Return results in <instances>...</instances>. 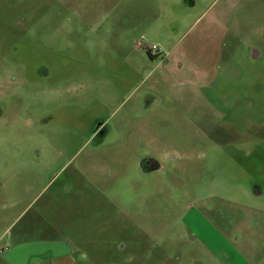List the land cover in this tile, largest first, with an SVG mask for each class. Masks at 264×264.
<instances>
[{
  "label": "rangeland",
  "instance_id": "1",
  "mask_svg": "<svg viewBox=\"0 0 264 264\" xmlns=\"http://www.w3.org/2000/svg\"><path fill=\"white\" fill-rule=\"evenodd\" d=\"M263 130L264 0H0V264H264Z\"/></svg>",
  "mask_w": 264,
  "mask_h": 264
},
{
  "label": "crops",
  "instance_id": "2",
  "mask_svg": "<svg viewBox=\"0 0 264 264\" xmlns=\"http://www.w3.org/2000/svg\"><path fill=\"white\" fill-rule=\"evenodd\" d=\"M173 54V52H171L170 54L166 55L164 58H163V61H165V63L168 65L170 63V57L171 55ZM178 55H181V54H178ZM257 130V129H256ZM212 134V133H211ZM261 135L264 136V130L260 132ZM236 136L235 133H233L232 131H228V130H225V129H222V130H218V131H215L213 133V137L217 140V142L219 141V139L221 140H226V141H233V137ZM221 140V141H222ZM220 141V143H221ZM264 186V184H263ZM247 195L251 196L252 198H256V199H261L262 198V186L260 184H257V185H254L250 190H246ZM252 209V208H251ZM262 210L260 209H256L255 211L257 212H260V214L263 215L264 217V208H261ZM259 215V213H258Z\"/></svg>",
  "mask_w": 264,
  "mask_h": 264
},
{
  "label": "flooded vegetation",
  "instance_id": "3",
  "mask_svg": "<svg viewBox=\"0 0 264 264\" xmlns=\"http://www.w3.org/2000/svg\"><path fill=\"white\" fill-rule=\"evenodd\" d=\"M156 55H158V54H156ZM103 133H105L104 129H97L96 131H94V135H96V136L103 135ZM152 169H154V168H152V160L151 159H145L141 163V170L149 171V170H152Z\"/></svg>",
  "mask_w": 264,
  "mask_h": 264
},
{
  "label": "built area",
  "instance_id": "4",
  "mask_svg": "<svg viewBox=\"0 0 264 264\" xmlns=\"http://www.w3.org/2000/svg\"><path fill=\"white\" fill-rule=\"evenodd\" d=\"M148 52H154L155 54H160L159 50L155 46H149L147 47Z\"/></svg>",
  "mask_w": 264,
  "mask_h": 264
}]
</instances>
